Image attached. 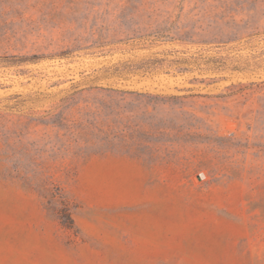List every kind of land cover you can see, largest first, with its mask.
I'll list each match as a JSON object with an SVG mask.
<instances>
[{"label":"rangeland","instance_id":"obj_1","mask_svg":"<svg viewBox=\"0 0 264 264\" xmlns=\"http://www.w3.org/2000/svg\"><path fill=\"white\" fill-rule=\"evenodd\" d=\"M0 264H264V0H0Z\"/></svg>","mask_w":264,"mask_h":264},{"label":"trees","instance_id":"obj_2","mask_svg":"<svg viewBox=\"0 0 264 264\" xmlns=\"http://www.w3.org/2000/svg\"><path fill=\"white\" fill-rule=\"evenodd\" d=\"M168 62H170L172 64H177V63H183V65H189L190 64L189 60H184V59L181 61L176 60V61H168ZM159 63L160 62L157 59H147V60H144L143 62H141L139 65H132L131 63L130 64L124 63L117 70L118 71H130V72H135L137 70L145 71V70H151V69L158 67ZM186 71H187V69L184 72H186ZM127 93H129V92H127ZM17 171L18 170H16L17 177H20L21 173L17 172ZM20 180H24L25 183H27L29 181V179H20ZM49 183H51V182H49ZM53 198H54V201L59 205L58 206L59 208L56 211V215L62 221H64L65 219H68L67 222H63V225H65L68 228L73 229L75 227V222L72 219V215L70 213L69 202L65 198L60 196L59 193L53 194Z\"/></svg>","mask_w":264,"mask_h":264}]
</instances>
